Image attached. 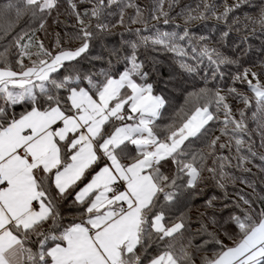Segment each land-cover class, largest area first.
Instances as JSON below:
<instances>
[{"label": "snow or ice", "instance_id": "1", "mask_svg": "<svg viewBox=\"0 0 264 264\" xmlns=\"http://www.w3.org/2000/svg\"><path fill=\"white\" fill-rule=\"evenodd\" d=\"M67 3L75 20L71 39L79 44L64 47L57 34L53 51L36 33L47 34L54 11V23H61L59 0H0V264H195L199 252L205 253L201 264H264V196L237 193L233 205L239 211H231L222 223L214 215L209 218L230 244L208 230L205 213L197 217L200 227L193 232L189 215L190 202L203 193L200 185L207 180L222 190L239 180L255 192L250 180L229 169L250 172L245 165L258 155L249 142V119L264 148L261 73L241 71L238 58L210 47L206 37H191L187 27L182 35L149 27L150 21L170 23L175 0H154L147 9L134 0H79L86 4L83 10L75 0ZM248 3H225L218 15L215 4L201 0L182 14L186 25L210 17L227 20ZM113 6L119 9L120 26L129 8L135 13L129 22L143 25L128 29L136 39L110 50L124 67L113 70L109 60L99 72L78 70L75 65L93 42L117 26L108 20ZM246 19L253 30L256 25L264 30V7ZM22 21L28 26L21 27ZM227 36H221V47ZM186 38L194 45L191 55L181 44ZM155 46L174 53L184 72L203 73L205 80L204 87L189 94L194 103L179 123L163 129L158 121L166 101L154 93L139 58L141 48ZM231 66L235 73H228ZM226 73L252 95L236 87L225 94L208 86ZM228 95L245 106L239 119ZM210 122L222 125L220 135L211 139ZM193 139L204 141L206 150H193ZM225 148L230 153L234 148L235 155H217ZM259 159L264 161V154ZM215 199L205 206L214 207ZM178 208L187 210L176 215ZM228 225L236 231L230 233ZM198 236L207 239L196 244Z\"/></svg>", "mask_w": 264, "mask_h": 264}, {"label": "trees", "instance_id": "2", "mask_svg": "<svg viewBox=\"0 0 264 264\" xmlns=\"http://www.w3.org/2000/svg\"><path fill=\"white\" fill-rule=\"evenodd\" d=\"M78 6L83 10L86 4H80L79 0H75ZM209 3L216 5L217 14L223 12L224 5L235 4L237 0H208ZM141 8L147 9L149 6L154 4V0H134ZM201 4V0H175V5L170 12V23L165 25L162 20L157 23L156 21H150L149 27L152 24H156V27L160 31L176 32L180 35L183 34L187 27L190 36L198 38L200 36L207 38V43L210 47L220 48L221 51L233 58H238L240 61V70L244 68H250L252 71L261 73V80L264 81V69L260 67L261 63L264 62V30L259 25L253 26L246 19L247 17H255L259 13L260 9L264 7V0H249L248 4H242L240 8L236 9L233 13L229 14L227 20H217L215 17H210L207 20L194 21L189 24H185V18L182 13L189 9H195L197 5ZM167 9V2L165 3ZM202 10V9H201ZM113 15L108 18L110 23L117 24L115 28L111 29V32L103 35L98 40L94 41L89 52L84 58L80 59V62L75 67L83 72H99L102 68L108 67V62L111 60L112 69L120 70L124 67L123 60L117 61L115 56H110V50L113 48L122 47L124 42L127 40L136 39L133 33L129 32L128 29L142 28L143 25L131 24L128 20L129 16L134 15V9H126L125 24L120 26L117 21L119 19V9L113 6ZM59 16L58 19L61 23L56 24L54 20L57 18V12L54 11L52 16L47 20L46 32H37L36 37L43 41L45 47L55 51L57 34L63 41L64 47H75L79 44L78 40L71 39V35L75 32L73 25L75 24L74 17L68 15L70 8L68 7L67 0H59ZM28 25L22 21L21 27H27ZM32 27L37 25L32 24ZM224 32L228 33V36L223 41V47H221V36ZM144 35H151L150 32H144ZM181 44L189 50L191 55V48L194 46L190 39L186 38L181 41ZM245 50H247L245 52ZM139 58L145 61V71L149 72V82L154 85V93L162 95L166 101L164 108L162 109V117L158 121L160 127L163 129L167 125L173 122L179 123V117L186 113L193 105L194 101L190 97V93L197 91L199 88L205 86V80L203 73L188 74L184 72L178 62V58L172 52L164 50L160 46L155 48H149L147 50L141 48L139 50ZM27 63V61H25ZM190 63H194L189 59ZM205 64L201 65V68H205ZM236 66H231L228 69V73H235ZM226 73L225 77L221 80L216 81L209 80L208 86H218L224 89L227 94V89L230 87H236L237 90L245 95L251 96V92L247 89L246 85L232 83L231 76ZM251 78V77H250ZM255 82V81H253ZM227 102L231 105L233 114L239 119V111L244 109V104L232 95L227 96ZM19 111V109H17ZM250 111L247 115L250 117ZM220 120H223V115H220ZM250 129V143L253 146V150L257 152L255 158H250L251 163H247L245 167L250 168V172H244L242 169L230 168L229 170L237 177L247 178L250 180L254 187H248L246 184L239 182L229 183L226 189L222 190L216 187L214 181L207 180L202 183L200 187L203 189V193L197 196L190 202L191 212L189 213L192 223V231L200 227V223L197 217L200 213H205L204 223L208 225L210 232H217L219 238L224 241L225 244H230L223 232L218 230L214 226L209 218L213 215L217 221L223 222L227 219L231 211H239L234 208L233 201L238 200L237 193H244L250 197L264 196V172L261 171V167H264V161L259 159L260 154H264V148L261 147V135L257 130L255 122L249 119ZM212 124V132L209 139L219 136V129L222 125L218 122ZM226 138L221 137V141ZM248 140V137H245ZM193 150L205 149L206 143L199 139H193L192 143ZM217 155H235V149L233 148L231 153L229 149H217ZM211 158L208 160V165L211 166ZM236 161L233 159L232 164L235 165ZM171 167V166H169ZM205 177L208 173H204ZM215 197L213 201L214 207H206L205 202L210 198ZM227 204L229 207L224 208ZM261 205L257 202L256 207L259 208ZM186 208H178L175 211L176 215H179L181 211H186ZM227 230L230 233H234L236 229L232 225L227 226ZM203 239H207L204 236H198L194 240V243H201ZM214 247L209 245V249ZM204 252L195 254V264H201L200 258L204 255ZM211 255V250L207 253Z\"/></svg>", "mask_w": 264, "mask_h": 264}]
</instances>
